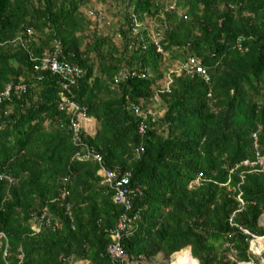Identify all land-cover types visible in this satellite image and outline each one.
I'll return each instance as SVG.
<instances>
[{
  "label": "trees",
  "instance_id": "trees-1",
  "mask_svg": "<svg viewBox=\"0 0 264 264\" xmlns=\"http://www.w3.org/2000/svg\"><path fill=\"white\" fill-rule=\"evenodd\" d=\"M100 1L114 22L90 0H0V90L25 85L0 102V264H111L120 218L145 264L253 257L242 229L264 235V167L239 163L264 155V0ZM54 38L84 70L71 101L95 126L78 145L62 81L32 71ZM100 168L129 174L128 209Z\"/></svg>",
  "mask_w": 264,
  "mask_h": 264
},
{
  "label": "built area",
  "instance_id": "built-area-1",
  "mask_svg": "<svg viewBox=\"0 0 264 264\" xmlns=\"http://www.w3.org/2000/svg\"><path fill=\"white\" fill-rule=\"evenodd\" d=\"M52 48L48 51H44L39 57H34V63L32 65L33 72H39L41 70L48 71L60 78L62 81V88L64 92L60 96L59 108L64 109L70 113L71 117L69 118V129L71 131V142L73 145H78L80 143L79 139V131L84 127V123L87 121V117L84 114V107L77 105L73 101H71V97L73 93L71 92V85H74L83 75L84 70L69 61L64 59H60L61 53V44L58 39L54 38L52 40ZM159 51V48H157ZM186 66V65H185ZM194 70L198 73H203L202 67L195 62L193 58L188 59L187 63V71ZM206 78V76H205ZM25 89L24 83L21 82H7L4 84L3 88L0 90V102L4 99L8 98L10 94H20ZM136 112V110L134 109ZM144 128L143 123L138 124V131L142 132ZM253 138V146L256 148V135L252 134ZM74 158L77 160L91 157L95 160H100V155L92 152L89 149H85L83 153L81 151H76L74 153ZM242 166H257L256 169H262L264 167V155L258 154L256 152L255 158L251 159H243L239 163ZM98 173H102L105 176V181L108 182L114 190L113 201L117 204L123 206L124 209L129 208L130 203V195L132 194V189L128 187V173H123L121 176H118L114 170H105L104 168H100ZM1 176V174H0ZM66 191L61 193V197L64 196ZM240 205L243 202L239 199ZM65 213L68 214V206L65 207ZM41 218H45L46 222H48V213L44 209L41 214ZM264 224V222H263ZM59 223L57 220H54L52 227L58 226ZM125 220L124 218H120L114 229L110 233L111 243H109L105 248V253L109 259L111 264H145L139 259L130 256L125 252L123 247L120 244V235L119 231L124 228ZM242 232L246 235L245 240L247 242V252L252 254L253 257L246 258L245 260L236 261L234 256L231 255L235 264H264V235H254L248 232L246 229H242ZM186 248V247H185ZM184 249V248H183ZM188 254L189 258L191 257L189 248ZM176 250L172 253L168 264H188V262L183 263V261L174 262V257L176 256ZM4 253V252H3ZM192 258V257H191ZM194 264H198L196 259L192 258Z\"/></svg>",
  "mask_w": 264,
  "mask_h": 264
},
{
  "label": "rangeland",
  "instance_id": "rangeland-1",
  "mask_svg": "<svg viewBox=\"0 0 264 264\" xmlns=\"http://www.w3.org/2000/svg\"><path fill=\"white\" fill-rule=\"evenodd\" d=\"M110 1V0H109ZM105 3H107V1H105ZM89 5H90V8L91 9H93V11L94 10H97L98 11V13L100 14V15H102V13H104V15H105V17H106V19L104 18V20H106L107 22H108V20L110 21V20H112L113 22L116 20V17H114V16H112V12L114 11V7H115V5H111V7L110 8H108V7H105V6H107L106 4L105 5H103V3L100 1V0H90V3H89ZM105 23V22H104ZM146 23H147V25H148V27H149V29H150V20H148L147 19V21H146ZM107 24V23H106ZM106 26V25H105ZM174 68V67H173ZM168 77H164V79H166V80H168L169 81V78L167 79ZM160 84H165V82L163 81V80H161L160 81ZM94 126H95V122H94V120H90V123H88L87 125H86V129H92V128H94ZM84 262V261H83ZM76 264V263H75ZM77 264H82V262H78Z\"/></svg>",
  "mask_w": 264,
  "mask_h": 264
},
{
  "label": "bare ground",
  "instance_id": "bare-ground-1",
  "mask_svg": "<svg viewBox=\"0 0 264 264\" xmlns=\"http://www.w3.org/2000/svg\"><path fill=\"white\" fill-rule=\"evenodd\" d=\"M180 260L183 261V263L188 262V264H194L192 258L191 257L189 258L188 252H181L176 258V261H180Z\"/></svg>",
  "mask_w": 264,
  "mask_h": 264
},
{
  "label": "clouds",
  "instance_id": "clouds-1",
  "mask_svg": "<svg viewBox=\"0 0 264 264\" xmlns=\"http://www.w3.org/2000/svg\"><path fill=\"white\" fill-rule=\"evenodd\" d=\"M88 123H90V120L87 118V121L84 123V127L81 129V130H85L86 132H88V134H92L93 132H94V130H93V132L91 133V132H89V129H86V125L88 124ZM94 129V128H93ZM173 253V252H172ZM172 253L170 254V257H171V255H172Z\"/></svg>",
  "mask_w": 264,
  "mask_h": 264
},
{
  "label": "crops",
  "instance_id": "crops-1",
  "mask_svg": "<svg viewBox=\"0 0 264 264\" xmlns=\"http://www.w3.org/2000/svg\"><path fill=\"white\" fill-rule=\"evenodd\" d=\"M93 130H94L93 128H92V129H89V132H91V133H92V132H93ZM262 219L264 220V215L262 216Z\"/></svg>",
  "mask_w": 264,
  "mask_h": 264
}]
</instances>
